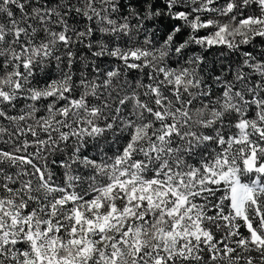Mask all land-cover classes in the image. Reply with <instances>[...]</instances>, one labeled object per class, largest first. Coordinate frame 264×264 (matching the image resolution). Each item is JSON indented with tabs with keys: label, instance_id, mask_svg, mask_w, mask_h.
Segmentation results:
<instances>
[{
	"label": "snow or ice",
	"instance_id": "obj_1",
	"mask_svg": "<svg viewBox=\"0 0 264 264\" xmlns=\"http://www.w3.org/2000/svg\"><path fill=\"white\" fill-rule=\"evenodd\" d=\"M0 264H264V0H0Z\"/></svg>",
	"mask_w": 264,
	"mask_h": 264
}]
</instances>
